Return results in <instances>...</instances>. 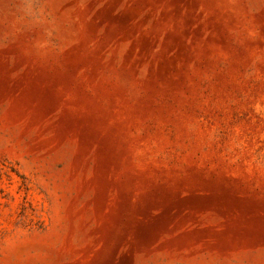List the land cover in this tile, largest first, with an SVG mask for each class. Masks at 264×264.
<instances>
[{"label":"rangeland","instance_id":"rangeland-1","mask_svg":"<svg viewBox=\"0 0 264 264\" xmlns=\"http://www.w3.org/2000/svg\"><path fill=\"white\" fill-rule=\"evenodd\" d=\"M0 264H264V0H0Z\"/></svg>","mask_w":264,"mask_h":264}]
</instances>
